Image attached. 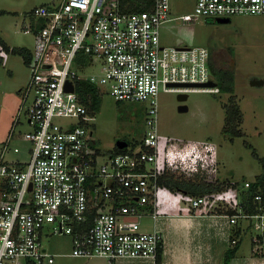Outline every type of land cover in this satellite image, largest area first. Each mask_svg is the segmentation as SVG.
Returning a JSON list of instances; mask_svg holds the SVG:
<instances>
[{
    "label": "built area",
    "instance_id": "1",
    "mask_svg": "<svg viewBox=\"0 0 264 264\" xmlns=\"http://www.w3.org/2000/svg\"><path fill=\"white\" fill-rule=\"evenodd\" d=\"M125 5L123 0H56L31 9L24 28L35 37L29 78L20 87L12 126L0 140V264H53L58 252L44 244L46 233H68L73 255H100L109 264L134 257L155 261L163 247V233L144 227L147 215H158L159 176L172 168L171 159L159 161L158 93L220 87L204 83L215 79L209 47L164 43L160 24L175 17L195 21L264 13V0H195L193 10L174 16L170 0H151L138 10ZM80 80L94 82L116 100L146 101L142 136L118 145L120 150L98 146L88 128L90 107L77 88ZM22 112L31 125L23 133L31 141L27 159L10 155L20 150L12 137ZM199 165L197 160L194 167ZM203 198L194 196L192 204ZM255 199L256 210L246 211L239 202L229 221L250 220L259 249L262 192Z\"/></svg>",
    "mask_w": 264,
    "mask_h": 264
},
{
    "label": "rangeland",
    "instance_id": "2",
    "mask_svg": "<svg viewBox=\"0 0 264 264\" xmlns=\"http://www.w3.org/2000/svg\"><path fill=\"white\" fill-rule=\"evenodd\" d=\"M52 1L56 0H0V140L6 137L12 126L21 103L20 87L27 82L30 72L23 54L7 46H27L32 50L34 34L24 30L30 21L31 9ZM194 1L170 0L171 15L193 10ZM160 38L169 44L208 46L215 55L213 61L217 66L234 69V91L242 110V133L230 138L223 130L228 92L191 90L184 100L188 109L180 110L177 92L160 89V163L171 159L172 168L166 169L167 172L181 178H210L219 184L224 183L226 187L230 182L234 186L227 190L238 193L245 188L246 179H253L263 170L260 157L264 156V82L252 83L251 79L264 77V13H236L229 21H185L175 17L160 24ZM93 69L90 67L88 71ZM146 105V101L116 100L109 91L103 90L99 109L88 116V128L93 129L92 136L97 145L110 151L120 137H127L130 141L139 139L146 128ZM64 119L67 118H61ZM30 128L22 112L12 137V143L17 144L20 150L12 152L11 156L29 158L31 141L24 138L23 133ZM195 142L206 146L207 150L202 147L200 152L194 150L192 146ZM209 149L218 159L216 162L212 161ZM204 156H208L209 160ZM197 160L199 163L205 160L206 166L200 163L195 171ZM193 195L192 191L173 190L161 183L157 192L158 210L162 209V198L166 201L174 199L190 208ZM245 226L241 248L250 250L253 228ZM43 242L49 249L58 252L53 264H78L76 260L80 257L71 253L70 234L46 233Z\"/></svg>",
    "mask_w": 264,
    "mask_h": 264
},
{
    "label": "crops",
    "instance_id": "3",
    "mask_svg": "<svg viewBox=\"0 0 264 264\" xmlns=\"http://www.w3.org/2000/svg\"><path fill=\"white\" fill-rule=\"evenodd\" d=\"M213 77L215 78L214 74ZM255 78L261 79L259 83L264 82L263 76ZM204 143L207 144L209 141ZM192 147L199 152L202 148L207 150L206 146L202 147V144L196 142ZM209 150L210 153L213 152ZM217 160L215 156L212 159L213 162ZM214 164L216 167V163ZM223 184L220 182L218 188L200 193L204 196L203 201L198 205L191 203L190 208L174 199L166 201L162 198V209L158 210L157 205L158 215L155 218L147 215L144 222L145 228H156L163 233L160 257L155 261L140 257L123 258L116 264H221L225 250L234 244L237 245V249L229 264H264V245L259 249L255 248L253 233L250 235L251 249L241 248L242 233L246 229L245 225L250 227V220L239 217L235 222L229 221L232 208L240 201V191L238 193L229 191L227 188L230 186L233 188L234 185L229 183L226 187ZM196 195L199 193L194 192L193 197ZM78 257H80L76 260L78 264H109L107 259L100 255Z\"/></svg>",
    "mask_w": 264,
    "mask_h": 264
},
{
    "label": "trees",
    "instance_id": "4",
    "mask_svg": "<svg viewBox=\"0 0 264 264\" xmlns=\"http://www.w3.org/2000/svg\"><path fill=\"white\" fill-rule=\"evenodd\" d=\"M126 10H138L145 8L149 5L151 0H123ZM33 21V19H32ZM35 27L39 25V23L34 24ZM7 46V45H6ZM8 49H12L14 51H18L23 54L26 62L31 57L32 50L27 46H7ZM216 50L214 51V53ZM215 58L214 54H211L210 57V66L215 76V80L220 87V91L228 92L227 101H225V124L223 126V130L227 136L233 138L235 135H239L242 133L240 128V123L242 121V110L238 101L236 100L235 93V72L233 68L222 67L221 65L217 66L213 59ZM78 91L81 94L82 99L89 105L90 112H95L99 109L101 103V92L99 90L98 85L94 82H90L88 80H80L78 81ZM129 141V138L124 137ZM120 150V147L116 144L115 148ZM263 164V170L256 174L253 179H250L249 185L245 186L240 190V205L246 211H254L257 209L258 202L255 199V193L260 191L264 196V156L260 157ZM159 183H165L173 189L183 188L187 190H191L195 193H204L206 191H211L220 186V184L216 180L205 179L202 177L193 178H181L177 177L173 173L166 171V169L159 176ZM230 183V182H229ZM237 210V206L232 208V212ZM231 212V213H232ZM237 249V245L234 244L229 246L223 255V259L221 264H229L232 256L234 255ZM162 252V247H160L157 259L160 257Z\"/></svg>",
    "mask_w": 264,
    "mask_h": 264
},
{
    "label": "water",
    "instance_id": "5",
    "mask_svg": "<svg viewBox=\"0 0 264 264\" xmlns=\"http://www.w3.org/2000/svg\"><path fill=\"white\" fill-rule=\"evenodd\" d=\"M231 19L230 16H218L216 17V21H229ZM261 81V79L259 78H252L251 79V82L252 83H259ZM204 83H208V84H216L217 81L213 78L207 80L206 82ZM72 87V86H71ZM188 96V93L187 92H178L177 93V98L180 100V102L178 103V108L180 110H186L188 109V104L184 101ZM116 144L119 145V146H125L127 144V139L124 138V137H120L116 140Z\"/></svg>",
    "mask_w": 264,
    "mask_h": 264
},
{
    "label": "flooded vegetation",
    "instance_id": "6",
    "mask_svg": "<svg viewBox=\"0 0 264 264\" xmlns=\"http://www.w3.org/2000/svg\"><path fill=\"white\" fill-rule=\"evenodd\" d=\"M211 54H212V53L210 52V57H211Z\"/></svg>",
    "mask_w": 264,
    "mask_h": 264
}]
</instances>
